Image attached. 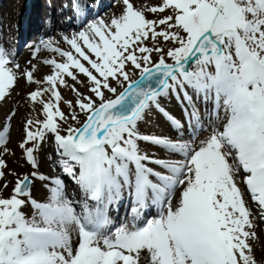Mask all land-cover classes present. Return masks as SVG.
Wrapping results in <instances>:
<instances>
[{
	"label": "snow or ice",
	"instance_id": "snow-or-ice-1",
	"mask_svg": "<svg viewBox=\"0 0 264 264\" xmlns=\"http://www.w3.org/2000/svg\"><path fill=\"white\" fill-rule=\"evenodd\" d=\"M90 8L46 15L27 66L0 43V107L25 109L0 120V264H264V0Z\"/></svg>",
	"mask_w": 264,
	"mask_h": 264
},
{
	"label": "bare ground",
	"instance_id": "bare-ground-1",
	"mask_svg": "<svg viewBox=\"0 0 264 264\" xmlns=\"http://www.w3.org/2000/svg\"><path fill=\"white\" fill-rule=\"evenodd\" d=\"M21 1H22V0H21ZM24 2H25V1H24ZM24 2H23V3H24ZM141 2L149 3V4H154V1H152V0H136V3H137V4H139V3H141ZM13 4H14V0H6V1L3 2V5H4L3 8H5V9L8 11V9H9V10L11 9V7H12ZM32 5H33V7H34L36 10H40V9H41V5H42V0H32ZM55 8H56V6H55ZM150 18H151V17H150ZM28 26H34V22H33L32 24H27V25H26V27H28ZM22 30H23V28H22ZM5 35H6V31H5ZM57 35H58V33H57ZM26 57H27V56H21L18 60L21 61V60H23V59L26 58ZM23 88H24V87L22 86V87H20V89H18L17 91H20V90L23 89ZM81 90L83 91V88H81ZM61 91H62V94L64 95V97H65L66 99H74V94L71 93L70 91H68L67 89H61ZM13 99L15 100V104H13L12 101H9V103H8L7 105H4L3 107H0V110L7 111L8 108L15 107V106L18 104L19 99L15 98V96L13 97ZM65 111H67L66 108H65ZM24 115H25V111L21 109V111H20V118H23ZM157 124H159L158 121H157ZM18 125H19V120L16 121V128H17V129L20 128ZM156 128H157V129H156ZM159 129H161V131H159ZM149 130H150V131L156 130L157 133H160V132L164 131V128H163L162 125H160V126H154V129H153V126H151V127L149 128ZM15 144H16V142L13 141V145H12V146L15 147ZM15 150H16V154H17V152H18L19 149L16 148ZM19 151H20V150H19ZM19 160H20V159L18 158L17 155H16L15 157H12L11 160L8 162L10 168L14 169V168L12 167V163H14V162H16V161H19ZM24 163H25V162L23 161V163L19 165V170H18V172H20L22 169L26 168V167H24ZM43 168H44V169H47V162H46V161L43 162ZM34 194H35V196H37V198H39V197L41 196V193L34 192ZM121 208H122V207H121ZM121 208H120V209H121ZM120 209H119V210H120ZM119 210H118V211H119ZM120 212H121V210L119 211V213H120ZM116 213H117V212H114V214H116Z\"/></svg>",
	"mask_w": 264,
	"mask_h": 264
},
{
	"label": "rangeland",
	"instance_id": "rangeland-1",
	"mask_svg": "<svg viewBox=\"0 0 264 264\" xmlns=\"http://www.w3.org/2000/svg\"><path fill=\"white\" fill-rule=\"evenodd\" d=\"M260 248L258 250H256V255L257 258L259 259L260 255L262 254V252H264V235L261 233L257 234V240L254 241Z\"/></svg>",
	"mask_w": 264,
	"mask_h": 264
}]
</instances>
